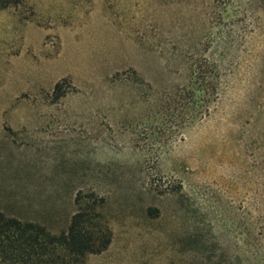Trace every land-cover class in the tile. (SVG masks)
Segmentation results:
<instances>
[{
    "label": "rangeland",
    "instance_id": "rangeland-1",
    "mask_svg": "<svg viewBox=\"0 0 264 264\" xmlns=\"http://www.w3.org/2000/svg\"><path fill=\"white\" fill-rule=\"evenodd\" d=\"M78 191L111 232L84 264H264V0L0 9V212L58 233Z\"/></svg>",
    "mask_w": 264,
    "mask_h": 264
},
{
    "label": "trees",
    "instance_id": "trees-1",
    "mask_svg": "<svg viewBox=\"0 0 264 264\" xmlns=\"http://www.w3.org/2000/svg\"><path fill=\"white\" fill-rule=\"evenodd\" d=\"M17 1L0 0V9ZM193 72L195 86H189L183 97L182 126L207 117L212 98L218 94L210 71L197 67ZM58 88L57 84L55 89ZM74 203L76 210L66 229L58 233L37 222L0 212V264H84L87 255L105 251L111 232L99 219L101 201L93 192L85 196L78 191Z\"/></svg>",
    "mask_w": 264,
    "mask_h": 264
}]
</instances>
